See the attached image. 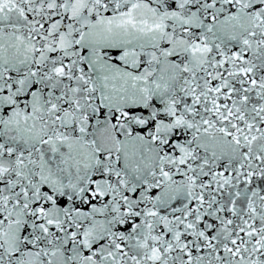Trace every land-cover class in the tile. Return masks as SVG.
<instances>
[{
  "label": "snow or ice",
  "instance_id": "1",
  "mask_svg": "<svg viewBox=\"0 0 264 264\" xmlns=\"http://www.w3.org/2000/svg\"><path fill=\"white\" fill-rule=\"evenodd\" d=\"M0 264H264V0H0Z\"/></svg>",
  "mask_w": 264,
  "mask_h": 264
}]
</instances>
